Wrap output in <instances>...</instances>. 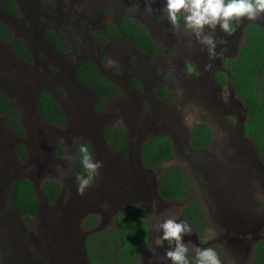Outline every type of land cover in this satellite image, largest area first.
Wrapping results in <instances>:
<instances>
[{"label":"rangeland","instance_id":"1","mask_svg":"<svg viewBox=\"0 0 264 264\" xmlns=\"http://www.w3.org/2000/svg\"><path fill=\"white\" fill-rule=\"evenodd\" d=\"M70 1L83 6L81 0H64L68 8ZM119 1L84 0L94 8L84 5L85 8L78 11L95 16L96 21H101L102 17L103 21L110 22L117 15L115 5L117 7ZM19 2L32 15H41V5L55 2L51 5L60 17L57 0ZM164 3L165 0H146L145 4L124 9L139 11V19L153 32L159 50L152 54L141 52L119 35L116 42L127 45V56L125 53L118 60L121 48L115 45V61L111 58L100 61L101 69L109 74L115 72L114 78L122 85L121 91L110 98H101L89 88L81 89L70 79V72L63 69L60 60L47 57L45 44L40 39L41 26L35 16L33 21L37 25L31 31L24 26L23 33L27 34L39 62L27 67L26 74L16 69L9 58H4L7 42L0 41V85L18 104L19 120L28 135L25 142L30 156L27 163L17 164L14 143L20 139L4 125V117L0 115V264H25L23 260L46 264L42 249L49 239L57 264L66 261L88 264L83 251L87 237L99 228L115 226L117 210L133 203L142 204L150 212L152 241L141 264H171L165 258L167 241L163 246L156 244V239L162 235L157 225L166 218L177 219V222L185 220L182 209L192 200L200 203L205 214V233L201 236L189 224L192 233L183 235V242L189 244L190 249L218 246L222 264H254V246L264 239V170L252 140L242 132L247 111L240 97L230 84L218 86L212 79L218 55L235 39L239 42L233 43L235 50L231 49L232 57L237 58L244 42L241 27L247 20L237 25L230 36L217 26V37L212 33L217 55L210 58L207 46L200 44L194 34L183 26L179 31L172 28L157 7ZM0 17L23 31L20 19H16L20 22L17 25L1 10ZM252 22L264 27V18ZM207 30L206 26L205 34ZM40 56L47 61L42 63ZM73 59L74 56L69 57ZM69 60L61 59L67 68ZM6 65L12 67L8 66L10 73L20 80L22 91L15 89L18 83L14 87L16 78L5 77L1 67ZM21 76H27L28 80ZM134 80L143 91L135 89ZM35 82L49 89L57 85L55 97L70 114L69 125H53L38 117L35 92L31 89ZM163 86L168 89L164 96L158 94ZM97 105L102 109H97ZM199 123L207 125L213 134L211 145L202 150L191 143L193 127ZM106 124L127 130V156H122L103 138L101 129ZM158 134L172 139L174 158L159 168L148 169L141 164V145L146 138ZM82 140L91 142L96 152L93 157L102 161L103 167L98 181H94L84 195H79L71 154ZM64 147L69 151L67 159L66 156L62 159L58 153V149L64 152ZM169 165L181 167L190 180V192L181 201L164 200L157 192L158 177ZM18 176L28 177L35 183L40 200L36 216L23 217L18 213L10 195L12 183ZM50 178L61 184L62 195L54 203L45 204L41 185ZM88 215L99 218L95 228L83 227ZM188 255L192 260L194 253L190 251ZM155 258L161 260L153 263Z\"/></svg>","mask_w":264,"mask_h":264},{"label":"trees","instance_id":"2","mask_svg":"<svg viewBox=\"0 0 264 264\" xmlns=\"http://www.w3.org/2000/svg\"><path fill=\"white\" fill-rule=\"evenodd\" d=\"M3 9L13 15H18L15 0H0ZM180 23L183 24L181 21ZM244 42L237 58L229 59L226 65L230 74L226 79L224 74H217L216 78L226 83L229 81L240 97L247 111V119L242 125L243 134L250 138L254 147L264 163V28L254 22H248L243 27ZM109 33L122 35L139 49L154 53L159 50L154 43L147 27L131 16H123L118 26L109 25ZM47 39L56 47L67 50V44L59 38L57 33L50 30L46 33ZM0 39L10 40L12 50L20 57L31 60L32 55L20 38L13 37L12 30L0 20ZM161 50V49H160ZM190 64L191 67V63ZM76 78L85 86L93 89L99 96L107 97L119 93L117 85L106 79L100 69L90 59L80 61L75 67ZM133 83L140 88L137 81ZM159 94L167 95L168 89L163 86ZM97 108L102 109L97 105ZM38 114L53 125H65L66 114L62 106L56 101L49 90H43L37 97ZM0 115L4 117V125L15 135L25 138L26 131L19 116L20 110L17 102L10 98L0 88ZM103 137L110 147L117 150L122 156L128 155V133L124 127L106 125ZM213 135L210 128L202 123L193 127L191 134L192 146L196 149H206L212 143ZM85 144L94 156L90 141L84 140L75 146L76 157L74 172L83 173L79 162V146ZM61 154V149H58ZM17 158L25 163L27 160V147L21 142L15 148ZM143 166L146 168H159L174 158V146L167 135L150 137L144 141L140 150ZM61 192V184L50 178L41 185L43 197L54 202ZM190 192V180L185 171L176 165L165 167L159 176L158 194L164 200L181 201ZM11 197L19 213L24 217L34 216L39 209V197L33 182L28 177H20L12 183ZM182 216L187 219L198 233H205V214L198 201H189L182 209ZM147 210L141 204H132L120 210L116 215L115 226L92 231L85 241L86 252L91 264H141V255L149 241V226L146 223ZM99 223L96 215H88L83 221L85 229L95 228ZM167 250L169 248L166 242ZM213 248L219 256L218 246ZM204 247V248H206ZM254 264H264V239L256 242L254 246Z\"/></svg>","mask_w":264,"mask_h":264},{"label":"flooded vegetation","instance_id":"3","mask_svg":"<svg viewBox=\"0 0 264 264\" xmlns=\"http://www.w3.org/2000/svg\"><path fill=\"white\" fill-rule=\"evenodd\" d=\"M57 1L59 3L58 4V8L59 9L56 8V10L60 13V17H57L56 16V14L54 13V6L51 5V3H53V5H55L56 4L55 2H51V3H48L46 5H41L42 6V8L40 9L42 11V14L41 15L40 14L32 15V14H30L27 11V8L24 7V4L23 3L20 4L19 0H15L16 5L18 7V15H13V14H11V13H9V12H7V11H5L3 9V5H2V3L0 1V10H1V12L4 13L6 15V17H8L9 19L15 20L17 22V25L20 22L17 21L16 19L17 18L20 19L22 21V23L24 24L23 27H22V30L23 31H21L20 28H18V27H15L14 28L10 23L6 22L4 18H1L0 17V20L4 24H6L12 30L13 37L20 38V39H22L25 42V44L28 46V48H29V50L31 52V55H32V59L30 61L29 60H26V59H23L22 57L18 56L12 50V47H11L12 39L6 40V41L0 39V41H2V42H7L6 52H3L4 58H9L16 65V69L20 70L21 73L24 72V74H26V68L27 67H30L31 64H38V62H39V60L37 59L38 56L32 50V48H31V46L29 44V41L27 39V34L23 33L24 32V26H25L26 30L31 31L37 25L33 21V16H35L37 18V20H38V23L41 26V30H40V36L41 37H40V39L42 38L41 40L45 44L44 45V48L46 50L45 51V54L47 55L48 58H51L52 60H60L59 63L62 65L63 69H65V70H67V71L70 72V74H71L70 79L72 78L75 81V78H76V75H75V67H76V65L80 61H82V60L90 59L94 63H96V65L100 69V71L103 74V76L106 79L110 80L115 85H117L118 88H119V90L121 91L122 85L119 83V81L117 79L114 78L115 72L109 74V71H104V70L101 69V64H100V61L101 60H104V58L105 59L106 58H111L113 61H115V45L116 46H119L121 48V51H120L121 53H119L121 55V57L118 60H120L122 58V55L127 52L126 50H128L126 44H117L116 41H117V38H118L119 35L110 34L109 33V25H114V26L117 27L118 26L119 19L121 17H123V16H126V15L131 16V17L139 20L141 23H143L139 19L138 15H137V13L139 11H137V10H135V11L134 10H132V11H124V9H132L135 6H139L141 4H145L146 3V0H120L118 2V6L116 7V5H115V9H116L117 15L110 22L103 21L102 17H100L101 21H96L95 16H93V15L88 16L86 14V12H79L78 9L81 8V7L82 8L83 7L85 8L84 5H86L88 7L91 6L90 3L88 5L86 3H84V0H81L83 2V6H81V5H73V1H70L69 2V8L66 6L64 0H57ZM26 4L28 5V3H26ZM91 7L94 8V6H91ZM157 7L161 11V8L163 6L162 5H158ZM62 8L65 9V10H62ZM21 15H23L22 18H19ZM180 24H181V26H183L182 23H180ZM245 24H243L242 27H241V33H242V36L243 37H244L243 27H244ZM261 27L264 28L263 26H261ZM50 30H53L55 33H57V35L59 36V38L61 40H63L67 44V48H68L67 50H62L61 48H58V47L54 46L47 39L46 33L48 31H50ZM235 30H236V26H235ZM207 31H210V30L208 29ZM149 32H150V34L152 36V39H153L154 43L157 44V42H156V40L154 38L153 32H151L150 30H149ZM214 33H215V37H217V33L216 32H214ZM120 36H122V35H120ZM122 38H124L125 40H127L124 36H122ZM127 42H129V44H132V46H134V48L138 49L139 51L145 52V51L139 49L138 47H136L129 40H127ZM238 42H239L238 39L232 40V45L229 46V47L223 48L222 51L220 52V54L217 57V68H216L215 72L213 73L212 79H213V82H215L218 86H224V85H227V84H230V86H232V84L229 81H227L226 83H223V82L219 81L216 78V75L222 73V74L225 75L226 79H228L229 74H230V68L226 65V61L229 60V59H233V58L235 59V57H232L234 51L231 48H234V50H235L234 44H238ZM218 46H220V44H218L217 47ZM145 53H147V52H145ZM45 54H44V56H45ZM150 54H152V53H150ZM44 56L43 57L40 56L42 58L39 57V59L41 60L42 63L43 62L45 63L47 61V60H45L46 58ZM70 56H74V59L73 60H69V57ZM125 56H127V53L125 54ZM61 59H64V60L67 59V60H69L67 62V63H70L68 65V68H67L66 63H63L61 61ZM8 66L10 68H12L10 65H8ZM8 66L6 65L4 67H1V69L5 73L4 74L5 77L7 79H9V80L10 79H15L16 77L14 76L13 73H10V69H9ZM21 78H24V79L28 80L27 76H23V77L21 76ZM16 83H18V88H15V89L16 90L18 89L17 90L18 92L22 91L23 89L21 87V83H20V80L18 78H16V81L14 83V87H17ZM134 87L139 92L140 91H143V87H141V88H138L136 86H134ZM0 88L10 98H12L10 96V94L6 92V90L4 89V87L2 85H0ZM56 88H57V85H53L52 88L49 89L47 86L40 85V82H35V86L31 87V89L33 91L35 90V101H36V107L35 108H36V114L38 115V117L40 116L38 114V111H37V97H38V94L41 91H43V90H49V91H51V93L53 94L54 98L56 99V97H55ZM160 88H159V90H160ZM232 88L234 89L233 86H232ZM114 96H115V94L112 95V96L109 95V96H107L105 98H110V97H114ZM101 98H103V97H101ZM56 101H57V99H56ZM63 110H64V112L66 114V124L65 125H69V123L71 121L70 114L64 108H63ZM99 110H101V109L99 108ZM19 118H20V116H19ZM106 125H108V124H106ZM104 127H103V129H104ZM10 132H12V131L10 130ZM158 135H154V136H158ZM14 136H16L18 139H20V142H18V143L15 142L14 143L15 148L21 142H23L26 145V147H27V160L25 162V163H27L30 156H29V149H28L29 145L26 144L25 140H26V137L28 135H26L25 138H21V137L15 135V134H14ZM154 136H150V137H154ZM150 137H148V138H150ZM148 138H146V139H148ZM82 141H84V140H82ZM144 141H143V143H144ZM75 146L72 149V154H71L72 155V158H73V164H72L73 170H74V162H75V157H76ZM173 146H174V143H173ZM15 148H14V154H15ZM93 150H94V148H93ZM199 150H202V149H199ZM63 151L64 152H62L60 156H61L62 159H63L64 156H66V159H67V157L69 156V151H67L65 147L63 148ZM94 154H96V152H94ZM128 154H129V142H128ZM15 158H16L17 164L18 163L23 164L17 158L16 154H15ZM140 159H141V157H140ZM141 164H142V162H141ZM148 169H151V168H148ZM20 177L21 176L17 177L15 180L19 179ZM158 185H159V177H158ZM157 192H158V189H157ZM61 195H62V188H61L60 194L56 197L55 201ZM9 198H11V197L9 196ZM44 201H45V204H52V203L55 202V201L54 202H49L45 198H44ZM0 204L2 205V202H0ZM133 204H136V203H133ZM127 206H130V205H126V206H124V207H122V208H120V209L117 210V212L115 214V219H116L117 213L120 210H122L123 208L127 207ZM39 211H40V202H39V209H38L37 214L39 213ZM36 215H34V216H36ZM26 217H28V216H26ZM149 217H150V212L148 213V211H147L146 223L149 226V241H148L147 247L145 248V250L143 251V253L141 255V260H142L143 255H145V252L150 248V244H151V241H152V238H151L152 230H151V227H150V225L148 223ZM185 220L189 224H191L187 219H185ZM155 228H156V225H155ZM47 244L48 245L44 249H42V253L44 255V260H45L46 264H57L55 262V260H54V250L52 249V244H51L50 239L47 242ZM164 249L167 250L166 247ZM83 251L85 252V255H86V259L88 261V264H91L90 259L88 257V254L86 252L85 244L83 246ZM159 260H161V259L155 258V259L152 260V262L155 263V262H157ZM23 262L25 264H34V263H30L29 261H26V260H23ZM60 264H62V263H60ZM64 264H70V263H69V261H66Z\"/></svg>","mask_w":264,"mask_h":264},{"label":"clouds","instance_id":"4","mask_svg":"<svg viewBox=\"0 0 264 264\" xmlns=\"http://www.w3.org/2000/svg\"><path fill=\"white\" fill-rule=\"evenodd\" d=\"M161 12L175 31H179L180 22L202 45L207 46L210 58H214L216 41L212 33L217 30L232 35L235 26L243 20L254 21L264 18V0H165ZM210 30L205 34V28ZM79 162L83 173L75 176L77 193L84 195L85 191L98 181L102 161L94 159L93 154L85 144L79 146ZM162 235L156 239V244L163 246V242L169 244L165 252V258L171 264H222L217 252L211 247L193 246L183 242V235H190L192 228L185 220L166 218L157 225ZM174 242V247H172ZM193 252L192 260L189 252Z\"/></svg>","mask_w":264,"mask_h":264},{"label":"water","instance_id":"5","mask_svg":"<svg viewBox=\"0 0 264 264\" xmlns=\"http://www.w3.org/2000/svg\"><path fill=\"white\" fill-rule=\"evenodd\" d=\"M248 22H252V21H247V23ZM255 23V22H254ZM258 24V23H257ZM75 81L81 86V89H87V88H89V87H87V86H85L84 84H82L81 82H79L76 78H75ZM90 90H92L91 88H89ZM94 91V90H93ZM33 92H35V90L33 91ZM39 118L40 119H42L40 116H39ZM43 120V119H42ZM43 121H45V120H43ZM46 122V121H45ZM243 132V131H242ZM101 134H102V136H103V128L101 129ZM104 138V137H103ZM256 150V149H255ZM257 152V151H256ZM257 156H258V159H259V164H260V167L261 168H263V170H264V163H263V161L261 160V158L259 157V155H258V153H257ZM19 177V176H18ZM22 177V176H21ZM33 182V181H32ZM34 183V182H33ZM34 185H35V183H34ZM11 186V185H10ZM18 210V209H17Z\"/></svg>","mask_w":264,"mask_h":264}]
</instances>
